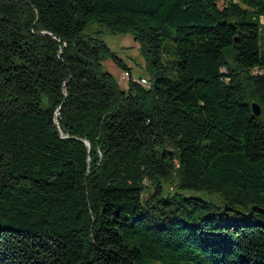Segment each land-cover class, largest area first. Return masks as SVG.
<instances>
[{"label":"trees","instance_id":"16d2710c","mask_svg":"<svg viewBox=\"0 0 264 264\" xmlns=\"http://www.w3.org/2000/svg\"><path fill=\"white\" fill-rule=\"evenodd\" d=\"M260 19L264 0H0V264H264ZM122 33L147 87L103 68L130 74L101 38Z\"/></svg>","mask_w":264,"mask_h":264},{"label":"rangeland","instance_id":"374dc122","mask_svg":"<svg viewBox=\"0 0 264 264\" xmlns=\"http://www.w3.org/2000/svg\"><path fill=\"white\" fill-rule=\"evenodd\" d=\"M101 38L109 47V49L117 56V58L130 68V74L132 76L146 77L144 70V60L139 54L138 42L134 40L130 33L103 34ZM103 68L115 77L121 87L126 86L129 79L125 75V70L117 66L114 60L110 58L104 60ZM183 194L187 196H196L203 199H213L214 197L208 195V193L205 191L195 190H185L183 191ZM145 196H147V193L143 194V197Z\"/></svg>","mask_w":264,"mask_h":264},{"label":"built area","instance_id":"2783aa9c","mask_svg":"<svg viewBox=\"0 0 264 264\" xmlns=\"http://www.w3.org/2000/svg\"><path fill=\"white\" fill-rule=\"evenodd\" d=\"M260 21L263 23L264 22V19H260ZM261 69H258V68H255L254 70H253V72L254 73H261ZM125 72V75H126V77L128 78V79H131L132 81H135V82H137V83H140V84H142V85H144L145 87H147L146 86V78L145 77H134V76H132L131 74H129L128 72H126V71H124Z\"/></svg>","mask_w":264,"mask_h":264},{"label":"water","instance_id":"95a60500","mask_svg":"<svg viewBox=\"0 0 264 264\" xmlns=\"http://www.w3.org/2000/svg\"><path fill=\"white\" fill-rule=\"evenodd\" d=\"M251 107H252V110L255 114H259L260 113V108H259V105L257 103H252L251 104ZM85 142L86 145H89V143L85 140H83Z\"/></svg>","mask_w":264,"mask_h":264}]
</instances>
